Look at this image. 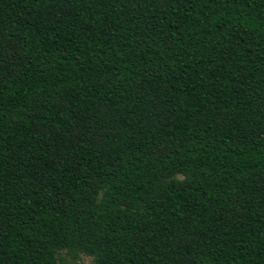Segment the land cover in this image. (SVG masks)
<instances>
[{
  "label": "trees",
  "instance_id": "1",
  "mask_svg": "<svg viewBox=\"0 0 264 264\" xmlns=\"http://www.w3.org/2000/svg\"><path fill=\"white\" fill-rule=\"evenodd\" d=\"M59 249L264 264V0H0V264Z\"/></svg>",
  "mask_w": 264,
  "mask_h": 264
},
{
  "label": "rangeland",
  "instance_id": "2",
  "mask_svg": "<svg viewBox=\"0 0 264 264\" xmlns=\"http://www.w3.org/2000/svg\"><path fill=\"white\" fill-rule=\"evenodd\" d=\"M56 264H92V258L84 253L71 254L67 249H59L56 254Z\"/></svg>",
  "mask_w": 264,
  "mask_h": 264
}]
</instances>
